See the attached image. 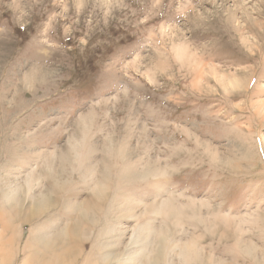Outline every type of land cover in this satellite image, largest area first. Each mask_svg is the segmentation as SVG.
I'll return each mask as SVG.
<instances>
[{"label":"rangeland","instance_id":"374dc122","mask_svg":"<svg viewBox=\"0 0 264 264\" xmlns=\"http://www.w3.org/2000/svg\"><path fill=\"white\" fill-rule=\"evenodd\" d=\"M0 264H264V0H0Z\"/></svg>","mask_w":264,"mask_h":264},{"label":"bare ground","instance_id":"6f19581e","mask_svg":"<svg viewBox=\"0 0 264 264\" xmlns=\"http://www.w3.org/2000/svg\"><path fill=\"white\" fill-rule=\"evenodd\" d=\"M181 46V45H180ZM176 50H180L179 51V53H182L183 52V54H185V49H183V47L181 48V47H177V49ZM225 68V67H224ZM226 75H224V74H222V77H225ZM228 76V75H227ZM226 78V77H225ZM228 84H233V82L232 81H229L228 82ZM43 196L41 195V198H42ZM40 198V199H41ZM45 197H43L42 199H44ZM41 202V201H40ZM48 202V199H46V201H45V203H44V205L46 204ZM72 232H70V231H68V233H67V231L66 230H63V232H62V234H61V236L60 237H64L65 238V236L67 237V236H69L70 234H71ZM66 239V238H65ZM50 243L46 246V248L47 249H51V241H49ZM53 245H54V243H53ZM44 247H45V245H44ZM35 255V254H34ZM52 263V262H51Z\"/></svg>","mask_w":264,"mask_h":264}]
</instances>
